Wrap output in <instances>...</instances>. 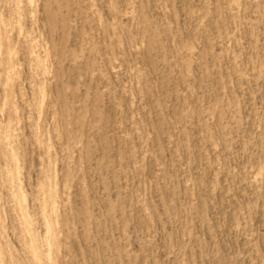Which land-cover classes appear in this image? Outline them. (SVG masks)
<instances>
[{"label":"rangeland","instance_id":"rangeland-1","mask_svg":"<svg viewBox=\"0 0 264 264\" xmlns=\"http://www.w3.org/2000/svg\"><path fill=\"white\" fill-rule=\"evenodd\" d=\"M0 264H264V0H0Z\"/></svg>","mask_w":264,"mask_h":264}]
</instances>
